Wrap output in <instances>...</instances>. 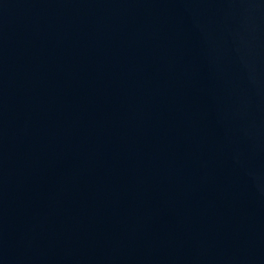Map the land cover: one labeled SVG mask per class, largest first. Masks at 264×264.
I'll list each match as a JSON object with an SVG mask.
<instances>
[{"label":"water","instance_id":"water-1","mask_svg":"<svg viewBox=\"0 0 264 264\" xmlns=\"http://www.w3.org/2000/svg\"><path fill=\"white\" fill-rule=\"evenodd\" d=\"M0 264H264V0H0Z\"/></svg>","mask_w":264,"mask_h":264}]
</instances>
